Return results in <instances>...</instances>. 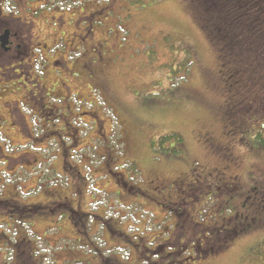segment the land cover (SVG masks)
<instances>
[{
  "label": "rangeland",
  "instance_id": "1",
  "mask_svg": "<svg viewBox=\"0 0 264 264\" xmlns=\"http://www.w3.org/2000/svg\"><path fill=\"white\" fill-rule=\"evenodd\" d=\"M32 4L36 6L38 2L33 1ZM61 4L68 5L66 2ZM7 5V2L2 3L3 11ZM99 5L111 10V16L103 20L104 23H111L114 27L116 16L120 18L116 38L122 44L117 46L122 53L114 54V62L105 70L106 80L102 87L97 85L96 88L97 97L105 100L107 110H102L100 117L104 119L103 134L108 139L103 142L102 131L87 128L79 137L78 152L71 160L84 177L80 179L84 194L82 210L100 215L107 211L109 218H121L117 220L119 225L129 231L130 239L136 243L153 241L154 235L166 239L172 234L173 227L164 231L167 225L173 223L166 206L160 201L157 205L155 200L137 193L127 196L117 183V176H107L104 163L108 158L111 160V155L116 160V164H112L114 171H121L118 165L127 163L122 169L132 183H137V188L141 187L145 193L146 188L151 189L148 181L154 174L169 178L166 188L172 189L169 186L172 180L188 175L190 170L194 171V176L189 177V182H193L195 175H201L203 180L212 169L224 172L227 177L236 175L241 186L240 194H246L253 188L264 193V147L256 139V134L264 132V118L244 134L246 143L245 139L244 143L241 142L242 135L232 134L228 128L224 130L221 116L225 103L230 99L226 90L232 84L230 79L220 76L216 52L200 30L185 0H128L124 7L121 1L99 2ZM41 17L38 22L39 15L33 16L37 21L36 28L43 32L49 24L53 27V23L57 22L50 14ZM115 32L110 35H115ZM5 91L0 97V196L9 199L15 192L20 203L34 200L48 203L60 199L59 193L69 195L70 190L61 187L69 172L63 170L60 154L55 152L60 151V144L54 141L57 134H52L47 125L42 127L39 116L23 107L25 117L32 126L31 132L38 138L30 143L27 137L29 130L21 113L17 110L10 113L6 107L15 96L9 90L10 93ZM251 113L252 110H249L247 115ZM84 118L89 120V116ZM200 131L210 133V143L216 144L220 153L210 154V143L200 138ZM176 143L181 144L182 151L171 157L163 145L173 147ZM106 154L105 160L103 155ZM34 156L38 159L36 167L32 166L35 164ZM8 157L17 159L8 160ZM85 164L91 166V172ZM38 177L40 181L37 183ZM36 185V195L28 196L27 193H34ZM179 190L178 186L171 190L174 200L185 197L184 193L180 195ZM188 194L190 201L193 193ZM245 196L238 197L236 205L241 206ZM69 198L75 207L77 199ZM202 199L203 196L190 208V211L197 210L194 215L196 222L214 225L232 217L227 211L231 207L225 203L228 199L225 195L221 199L215 196ZM259 200L258 212L251 216L255 218V224L246 226L229 248L215 256L208 254L202 260L183 264H264V257L259 253V242L264 239V195L259 196ZM48 210L44 209L45 218L35 219L33 226L28 227L34 245L49 257L45 264H71L68 260L73 257L81 259L76 264H99L102 258L113 261L122 258V255L126 263L132 264L139 259L143 261L137 259L136 251L131 248L121 249L127 247L126 243L108 242L101 224L95 225L98 222L95 217L73 216L67 208ZM76 210L79 211L78 208ZM2 214L0 208V221L5 218ZM68 214L70 218H67ZM83 225L87 234L81 231L84 230ZM187 225L191 224L188 222ZM232 226L234 224H230L229 228ZM6 227L3 224L1 230L5 232ZM195 228L199 236L201 230ZM188 231L191 230L186 233ZM74 237L87 242L84 244L70 239ZM115 238L118 236L111 239ZM185 239H179L182 246L185 244L181 240ZM176 240L170 242L176 245ZM163 241L156 238L151 245ZM191 242L196 243V239ZM206 244L202 247L203 251H207ZM175 247L177 245L165 247L164 252ZM69 251L70 254L66 253ZM4 252L0 250V260ZM7 260L11 261L10 252ZM151 260L153 262L156 257Z\"/></svg>",
  "mask_w": 264,
  "mask_h": 264
},
{
  "label": "flooded vegetation",
  "instance_id": "2",
  "mask_svg": "<svg viewBox=\"0 0 264 264\" xmlns=\"http://www.w3.org/2000/svg\"><path fill=\"white\" fill-rule=\"evenodd\" d=\"M33 1L38 4L34 6ZM117 1L124 4L127 0H103L107 3ZM3 2L9 4L4 11L1 7ZM65 2L68 4L67 6L61 4ZM78 3L81 4L82 0H0V97L4 95L3 90H6V93L11 92L15 96L14 100L8 102L6 107L10 113H14L16 110L21 113L27 130H29L30 143H34L33 139L36 142L38 138H35L31 132L32 126L29 125V120L25 117L23 107L29 108L34 115L39 116L42 127L47 125L52 134H57L55 139L61 145L63 170L69 172L66 174L68 181L66 180L61 187L70 190L69 195L59 193L60 199L48 203H45L44 200L20 203L17 199L18 194L15 192L9 199L0 198V208L4 211L2 216L5 217L0 221V225L7 226L5 232L0 230V250L6 251L2 254L0 264H45L47 256L37 249L35 243L30 239L28 231V227L33 226L35 219L45 218V208L49 209V212L57 208H67L73 216L85 215L81 212L83 187L79 186L77 181L80 171L70 162V157H75L74 155L78 152L76 146L79 143L80 133L86 131L87 128L100 130L103 133L104 119L100 117V114L104 108L100 105L95 90L102 79L100 68L113 62L109 53H112V56L115 53L120 54L122 51L120 52L117 46L122 44L117 41V32L112 30L116 25L113 27L111 23L103 22L111 16V10L108 7L98 6V0L92 2L87 0L84 7L80 9ZM45 14H50L57 19L53 27H50V24L46 27L47 33L45 30L43 32L36 28L37 21L39 22L42 19L41 16ZM34 15H39L37 21L33 18ZM104 28L106 30H103ZM112 32H115V35H110ZM5 35H7V39L3 44L2 38ZM81 67L85 70H82ZM88 90L89 93H84ZM257 102L258 98L256 97L252 109L256 108ZM260 109L264 110V101L260 103ZM260 115V117L263 116ZM87 116H89V120H85L84 117ZM11 118L13 119L12 116ZM209 134L208 131H202L205 140ZM107 139V136L103 134L102 141L105 142ZM110 158L112 161L107 159L106 154L107 161H105L104 167L107 168V175L117 176L119 182L126 189L124 194L128 196L137 189L142 191V188H137L134 183L129 181L126 173L114 171L112 164H116V160L112 155ZM16 159V157H8V160ZM37 161L38 159L34 156L35 164L32 166L36 167ZM192 176L194 175L190 171L188 175L172 180L173 182L170 184L172 189H175V186L181 189L186 187L181 193H184L185 197L176 199L177 201L173 199L172 189L169 191L165 188L166 183L170 182L169 178L163 174H154L150 178L148 185H151V189L146 188L147 192L153 194L155 198L167 201L170 205V217L173 223L167 225L164 231L169 227H173V230L172 234L164 241L173 244L170 240L173 241L177 238L175 243L179 248L172 253L165 254L166 244L158 243L152 246L150 241L142 242L140 243L141 249L135 254L137 259L141 258L143 261L139 259L138 262L132 264H183L186 261L204 258V253L207 254L213 245L222 242L225 237L232 238L242 225L254 218L251 216L257 214L259 209L257 201L259 196L264 193H259L253 188L246 194H240L241 186L229 182L236 180V177H227L224 172L216 169L207 172L203 180H201V175H195L194 181L189 182V177ZM38 181H40L39 177L37 183ZM37 185L34 193H27L28 196L36 193ZM189 192L193 193L190 195L193 196L190 201L188 199ZM43 195L46 196L47 193L44 191ZM223 195L228 198L225 201L228 206L239 209V212L233 216L234 226L229 228L230 222L213 226L195 221L194 215L197 210L190 211V208L194 207L195 201H200L202 196V200L206 196L208 199L214 196L221 199ZM239 196H245L241 206L235 203ZM69 197L77 199L75 207L71 205ZM176 198H180V196H176ZM249 201H252L253 205L251 204V208H246ZM67 218H70L69 214ZM240 219L241 223H239ZM102 220L100 224L103 225ZM188 222L191 225H187ZM106 224L112 228L114 234L116 233L120 237L125 236L119 221L113 219ZM95 225H99V223L96 222ZM195 227L201 230L199 236H197ZM83 228L84 230L81 231L87 234L84 225ZM187 230L191 231L186 233ZM178 231L179 234H176ZM110 236L108 234L106 237L108 242L121 243L120 239H115L116 242L114 239L110 240ZM183 237H186L185 240H181L185 244L184 246L179 240ZM70 239L84 244L87 242V240L83 241L76 237ZM195 239L196 243L191 242ZM202 242L207 243V251H203L204 244L202 245ZM22 251L25 253L22 254ZM9 252L11 261L8 262ZM73 255L75 256V253ZM153 256L156 257V260L152 262ZM162 260L167 261L164 263ZM68 261L71 264H76L80 263L81 259L73 257ZM109 264L131 263L117 258L113 261L110 260Z\"/></svg>",
  "mask_w": 264,
  "mask_h": 264
},
{
  "label": "trees",
  "instance_id": "3",
  "mask_svg": "<svg viewBox=\"0 0 264 264\" xmlns=\"http://www.w3.org/2000/svg\"><path fill=\"white\" fill-rule=\"evenodd\" d=\"M187 4L216 52L220 76L232 84L226 90L230 104L222 116L224 130L247 132L261 116L260 103L264 101V0H187ZM249 110L252 113L247 115ZM256 139L264 147V133H258ZM181 149L179 143L171 154ZM218 244L225 247L227 238ZM260 253L264 254V241Z\"/></svg>",
  "mask_w": 264,
  "mask_h": 264
},
{
  "label": "water",
  "instance_id": "4",
  "mask_svg": "<svg viewBox=\"0 0 264 264\" xmlns=\"http://www.w3.org/2000/svg\"><path fill=\"white\" fill-rule=\"evenodd\" d=\"M6 39H7V36H4V37L2 38V43H3V44L6 43Z\"/></svg>",
  "mask_w": 264,
  "mask_h": 264
}]
</instances>
